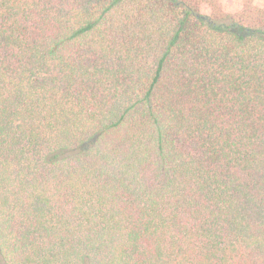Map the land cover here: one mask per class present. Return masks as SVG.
I'll return each mask as SVG.
<instances>
[{"label": "trees", "instance_id": "obj_1", "mask_svg": "<svg viewBox=\"0 0 264 264\" xmlns=\"http://www.w3.org/2000/svg\"><path fill=\"white\" fill-rule=\"evenodd\" d=\"M0 264H264V0H0Z\"/></svg>", "mask_w": 264, "mask_h": 264}]
</instances>
